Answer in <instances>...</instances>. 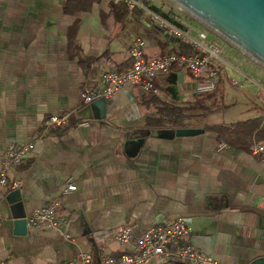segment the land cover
Returning <instances> with one entry per match:
<instances>
[{
    "label": "crops",
    "instance_id": "0c3cea01",
    "mask_svg": "<svg viewBox=\"0 0 264 264\" xmlns=\"http://www.w3.org/2000/svg\"><path fill=\"white\" fill-rule=\"evenodd\" d=\"M138 37L147 59L192 50L113 0H0V171L12 144L35 145L11 167L19 186L0 185L1 262L65 264L82 253L95 261L133 253L134 243L115 237L121 226H132L137 236L178 215L187 220L189 241L217 264L264 258V162L249 148L220 149L224 141L205 128L216 124L201 122L199 80L190 71L177 66L159 75L158 95L128 83L105 98L103 109L84 101L102 72L132 65ZM220 67L234 68L218 67L216 88ZM237 100L260 111L248 119L264 117V104L254 97L245 92ZM163 104L192 106L188 127L203 131L177 135L175 127L156 124ZM67 110V124L44 132L50 116ZM80 119L91 125L78 127ZM69 183L77 188L67 193ZM55 200L60 229L28 224L36 208ZM147 264L184 263L153 258Z\"/></svg>",
    "mask_w": 264,
    "mask_h": 264
},
{
    "label": "built area",
    "instance_id": "2783aa9c",
    "mask_svg": "<svg viewBox=\"0 0 264 264\" xmlns=\"http://www.w3.org/2000/svg\"><path fill=\"white\" fill-rule=\"evenodd\" d=\"M115 3H123L128 9H138L157 22L160 28L166 29L171 35L180 38L188 44L195 52H171L166 51L154 58L145 57V40L136 38L130 48L132 65L123 71H104L94 79L99 81L100 86L90 84L82 94L84 101L90 103L99 98L114 96L126 84L140 86L144 90L156 95L160 89L156 85L159 75L169 73L179 66L187 69L191 74L199 78H210L213 80L206 85H198V91H213L217 87L218 67L229 65L225 59L222 47L208 38L205 31H197L194 35L189 29L179 26L174 20L159 13L152 4V0H113ZM249 83L256 86L264 95V82L258 78L246 76ZM72 111L54 114L45 121L44 132H50L60 126L67 124ZM78 127H89L88 120H78ZM34 142L26 144L11 145L3 157L0 171V185L10 184L12 189L19 186L16 179L10 175L11 167L28 155L34 148ZM227 143H221L220 149L227 147ZM254 155H258L264 162V142L254 141L249 147ZM77 186L69 183L65 192L74 191ZM61 201L55 200L49 204L38 207L26 220L29 225L38 229H60L62 220L58 215ZM189 227L184 216L178 215L171 218L165 225L152 227L140 235L135 236L130 225L121 226L116 234V239L121 243H134L135 252L121 253L118 256H106L95 261L92 254L82 253L74 262L65 264H147L153 258L162 261H178L184 264H217L216 260L189 241ZM0 264H5L0 261Z\"/></svg>",
    "mask_w": 264,
    "mask_h": 264
},
{
    "label": "rangeland",
    "instance_id": "374dc122",
    "mask_svg": "<svg viewBox=\"0 0 264 264\" xmlns=\"http://www.w3.org/2000/svg\"><path fill=\"white\" fill-rule=\"evenodd\" d=\"M152 4L159 13L174 20L179 26L189 29L194 35H197V31L207 32L208 38L222 47L225 59L234 67L233 69L220 67L221 79L218 88L213 91L197 92V97L203 104L201 112L210 110L209 114L202 118V124H233L260 113L255 107L252 109L249 107L250 104H243L237 98L246 92L249 97L257 99L258 104H264L260 91L249 86L250 83L246 78H242L241 74L242 71L248 72L251 78H260L264 82V70L242 53L238 54L237 49L169 0H152Z\"/></svg>",
    "mask_w": 264,
    "mask_h": 264
},
{
    "label": "water",
    "instance_id": "95a60500",
    "mask_svg": "<svg viewBox=\"0 0 264 264\" xmlns=\"http://www.w3.org/2000/svg\"><path fill=\"white\" fill-rule=\"evenodd\" d=\"M169 1L264 70V0ZM173 90H177L176 85ZM95 102L104 108L105 98ZM201 131L203 129H183L177 131V135H193ZM191 243L197 246L195 242ZM259 264H264V258Z\"/></svg>",
    "mask_w": 264,
    "mask_h": 264
},
{
    "label": "trees",
    "instance_id": "16d2710c",
    "mask_svg": "<svg viewBox=\"0 0 264 264\" xmlns=\"http://www.w3.org/2000/svg\"><path fill=\"white\" fill-rule=\"evenodd\" d=\"M193 52L195 51L192 49L189 53ZM198 80L199 85H206L213 81L210 78H199ZM161 108L162 111L160 113L159 119L155 121L156 124H162V126L170 125L175 127L174 130L189 129L188 126L190 123L188 119L190 117H194L195 115L192 111V106L163 104ZM209 112L210 110L203 111L201 113L203 117H206ZM205 128L217 132L220 141L226 142L229 146L243 147L248 149L254 141L264 142V117H256L245 121H238L233 124H218Z\"/></svg>",
    "mask_w": 264,
    "mask_h": 264
}]
</instances>
